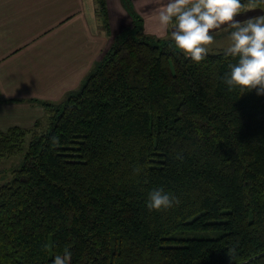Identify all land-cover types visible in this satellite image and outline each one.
I'll use <instances>...</instances> for the list:
<instances>
[{"label": "trees", "instance_id": "1", "mask_svg": "<svg viewBox=\"0 0 264 264\" xmlns=\"http://www.w3.org/2000/svg\"><path fill=\"white\" fill-rule=\"evenodd\" d=\"M122 1L132 25L79 91L41 101L48 127L0 129V157L30 134L0 183V264H264V95L225 85L226 49L193 62ZM157 188L178 203L149 210Z\"/></svg>", "mask_w": 264, "mask_h": 264}, {"label": "crops", "instance_id": "2", "mask_svg": "<svg viewBox=\"0 0 264 264\" xmlns=\"http://www.w3.org/2000/svg\"><path fill=\"white\" fill-rule=\"evenodd\" d=\"M105 1L106 26L95 0H0V129L30 127L44 118L41 101H62L82 84L110 40L129 24L117 0L120 25ZM131 2L144 30L164 37L157 35L153 17L167 0Z\"/></svg>", "mask_w": 264, "mask_h": 264}, {"label": "clouds", "instance_id": "3", "mask_svg": "<svg viewBox=\"0 0 264 264\" xmlns=\"http://www.w3.org/2000/svg\"><path fill=\"white\" fill-rule=\"evenodd\" d=\"M244 7L243 0H167L153 18L157 35L168 36L175 49L196 63L205 59L207 45L214 39L210 30L229 24L232 30L225 54L235 62L229 65L223 82L240 93L255 89L257 95H264V13L241 23L236 16ZM175 203L176 197L157 188L148 193L146 207L167 210ZM50 264H71V252L65 248Z\"/></svg>", "mask_w": 264, "mask_h": 264}, {"label": "rangeland", "instance_id": "4", "mask_svg": "<svg viewBox=\"0 0 264 264\" xmlns=\"http://www.w3.org/2000/svg\"><path fill=\"white\" fill-rule=\"evenodd\" d=\"M108 1H109V2H107L108 10L110 11V13L113 16H115L117 24L120 25L122 23V21L124 20V18H122V13L119 12L118 9L114 8V2H113L114 0H108ZM117 1L120 3V6L123 7L125 13L129 17V24L127 26H131L132 25V16H131V13L126 8L127 5L126 6L123 5V1L122 0H117ZM125 3L126 2L124 1V4ZM105 6H106V2H105ZM262 12H263V9L261 7H259V6H257V5H254L252 7H248L247 6V8H245L244 10H242L240 13L237 14L236 19L239 20L241 23H244V22H246V20L249 17H253L254 18L257 15L262 14ZM139 23L140 22H137V25H139ZM143 26L144 25H143V22H142L141 29H143L145 34L151 35L150 31H145L144 30ZM138 27H140V26H138ZM123 29H125V27H123L121 30H123ZM121 30H119L118 32H120ZM231 30H232V27L229 24H227V23L224 24V25H221L217 29L210 30V32L213 35L214 39L209 45H207V47L209 49L208 51H216V50H220V49H227V47H228V45L230 43V32H231ZM167 37L168 36H164V38H167ZM112 42H113V38H112V40H110L109 46L107 47L106 51L108 50V48H110ZM106 51H104L102 53V55ZM86 77H85V79H86ZM85 79L82 82V84L85 82ZM82 84L79 87H77V88L71 89L69 94H71V93L74 94L75 92L79 91L81 86H82ZM62 101H57L56 103H53V104H60ZM37 120L40 121L39 122L40 127H43L45 129L48 127V126H46V122H47L46 114L44 115V118H40V119H37ZM30 127H26V128H30ZM29 138H30V134L27 133L25 135V137H24V141L22 143V150L21 151L17 152L16 154H12V155H9V156H1L0 157V183H3L4 181L10 179L11 176H12V170L15 169V168H18L22 164L23 156H24V153H25ZM193 235H195V236H216V235H218V232L217 231H210V230H207V231H195L193 233Z\"/></svg>", "mask_w": 264, "mask_h": 264}]
</instances>
